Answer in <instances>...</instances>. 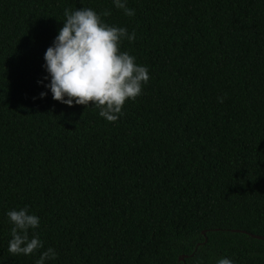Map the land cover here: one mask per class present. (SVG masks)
Wrapping results in <instances>:
<instances>
[{
	"label": "trees",
	"instance_id": "obj_1",
	"mask_svg": "<svg viewBox=\"0 0 264 264\" xmlns=\"http://www.w3.org/2000/svg\"><path fill=\"white\" fill-rule=\"evenodd\" d=\"M82 7L134 30L121 51L149 69L115 122L38 83L64 9ZM127 7L0 0V264L49 247L47 264H264V0ZM24 206L44 248L13 256L6 212Z\"/></svg>",
	"mask_w": 264,
	"mask_h": 264
},
{
	"label": "clouds",
	"instance_id": "obj_2",
	"mask_svg": "<svg viewBox=\"0 0 264 264\" xmlns=\"http://www.w3.org/2000/svg\"><path fill=\"white\" fill-rule=\"evenodd\" d=\"M112 2L126 16L135 15V11L127 7V0ZM106 14L87 7L64 9L62 27L44 54L43 67L48 74L44 80L50 79V82L44 84L42 80L38 83L50 90L54 100L70 107L98 108L100 117L115 122L123 115L126 101L135 100L142 94L150 75L147 66L138 64L135 56L121 51L124 40L129 43L135 40V31L107 24L102 19ZM46 96L47 92L40 93V98ZM218 101L223 103V97H218ZM6 216L11 224L9 253L28 256L44 248L43 241L35 233L40 218L31 213L28 206L8 210ZM57 255L56 250L49 247L40 253L35 264H47ZM216 264H234V261L221 257Z\"/></svg>",
	"mask_w": 264,
	"mask_h": 264
},
{
	"label": "water",
	"instance_id": "obj_3",
	"mask_svg": "<svg viewBox=\"0 0 264 264\" xmlns=\"http://www.w3.org/2000/svg\"><path fill=\"white\" fill-rule=\"evenodd\" d=\"M233 232H236V233H240L241 231H239V230H233ZM243 233H246V232H243ZM203 234L205 235L206 234V232H203ZM252 238H254V239H257V240H261V241H264V236H257V235H250ZM207 238H206V240H205V243L207 242ZM204 243V244H205ZM202 244H198V246H197V248L198 247H200ZM193 256V255H192ZM186 258H188L187 256H182V257H180V261H184Z\"/></svg>",
	"mask_w": 264,
	"mask_h": 264
}]
</instances>
